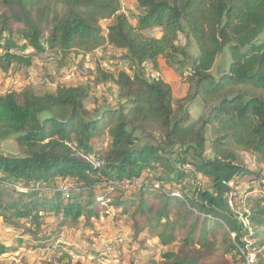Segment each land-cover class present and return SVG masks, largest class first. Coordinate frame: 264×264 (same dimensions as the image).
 Here are the masks:
<instances>
[{
    "label": "trees",
    "instance_id": "16d2710c",
    "mask_svg": "<svg viewBox=\"0 0 264 264\" xmlns=\"http://www.w3.org/2000/svg\"><path fill=\"white\" fill-rule=\"evenodd\" d=\"M135 3L132 19L122 0H0V66L27 68L51 53L65 67L111 49L125 65L94 71L97 83L116 87L113 107L90 109L84 85L0 95V133L18 146L13 155L0 151V220L24 223L29 235L49 212L61 223L91 220L102 208L96 191L115 185L121 194L108 204L135 238L158 227L159 245L180 238L154 264H229L233 254L264 264V199L250 197L241 211L230 205L239 179L257 178L264 166V0ZM226 53L228 66L214 74ZM161 60L184 80L185 96L150 75ZM197 98L203 113L191 120ZM243 155L257 169L241 164ZM175 203L185 212L173 216ZM58 255L45 264H72Z\"/></svg>",
    "mask_w": 264,
    "mask_h": 264
},
{
    "label": "rangeland",
    "instance_id": "374dc122",
    "mask_svg": "<svg viewBox=\"0 0 264 264\" xmlns=\"http://www.w3.org/2000/svg\"><path fill=\"white\" fill-rule=\"evenodd\" d=\"M122 5L123 11L133 19V15L138 12L135 0H122ZM100 23L105 29L108 21L102 19ZM150 34L160 36L157 31ZM263 39L264 33L259 40ZM181 43L188 46L192 53H196V47L191 40L182 37ZM0 54L3 52L0 51ZM118 56L114 49L107 52L100 51L91 57H74L65 67H59L51 53L35 56L32 66L27 68H18L17 65L8 66L3 63L0 66V95L21 91L27 87L43 92L55 90L61 85H84L91 92V96L86 102L90 109L113 107L118 104L116 87L112 84L97 83L94 71L99 64L106 69H122L125 65L117 59ZM228 62L229 57L226 53V56L219 60L214 74L222 73L228 66ZM161 65L158 72L154 69L150 70V75L160 77L169 83L173 88L175 98L182 97L187 89L184 80L174 70L166 65ZM202 113L203 104L201 99L197 98L189 107V117L191 120H196ZM0 151L12 155L18 152L16 138L13 134L0 133ZM252 161L253 158L248 155L241 156L239 160L241 164L248 166L250 164L252 169H257ZM202 181L205 182V180ZM203 182H201V186L205 185ZM59 183H63V181L59 180ZM186 183L188 184V180L182 183L175 182L171 188L184 186ZM179 184L181 185L179 186ZM235 188L237 191L233 195L236 198L230 200V205L234 208L237 207L238 211L246 208L250 203V197L264 199V166L257 178L256 176L242 177ZM96 194L97 197L99 196L102 208L98 211L99 215L91 220L80 218L75 221L71 217L67 222L61 223L58 216L49 212L46 215H50V217L43 220L42 227L31 226V229L34 230L31 235L25 232L29 226H25L24 229L25 224L22 222H17L16 228H7L0 220V244L11 249L6 254L0 253V264H45L49 256L54 253L59 254L58 256H65L63 259L71 261L72 264H154L164 252L180 248V238L168 246L158 244V235L163 230L162 227H158L154 231L146 230L135 238L130 232L129 226L125 224L126 217L119 216L116 210L108 204L114 196L121 194L115 185H109L105 189L101 188L96 191ZM181 208L183 210H179ZM184 209L186 208L175 203L172 210L173 214L175 213L173 216ZM208 226L215 227L210 222ZM217 230L221 237L223 229L217 228ZM209 239L215 242L218 237L212 234ZM228 258L229 264H245L236 254L230 255ZM213 259L214 257L212 261H218L216 264H221L219 260Z\"/></svg>",
    "mask_w": 264,
    "mask_h": 264
},
{
    "label": "crops",
    "instance_id": "0c3cea01",
    "mask_svg": "<svg viewBox=\"0 0 264 264\" xmlns=\"http://www.w3.org/2000/svg\"><path fill=\"white\" fill-rule=\"evenodd\" d=\"M159 33H160V32H159ZM160 36H161V33H160ZM160 36H159V37H160ZM161 64L166 65L164 60H161V61H160V67H162ZM186 91H187V89H186ZM185 94H186V93H185ZM185 94H184L183 96H185Z\"/></svg>",
    "mask_w": 264,
    "mask_h": 264
},
{
    "label": "built area",
    "instance_id": "2783aa9c",
    "mask_svg": "<svg viewBox=\"0 0 264 264\" xmlns=\"http://www.w3.org/2000/svg\"><path fill=\"white\" fill-rule=\"evenodd\" d=\"M230 185V184H229ZM173 193H175L174 191H173ZM246 260H247V257H246Z\"/></svg>",
    "mask_w": 264,
    "mask_h": 264
}]
</instances>
